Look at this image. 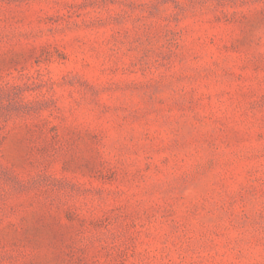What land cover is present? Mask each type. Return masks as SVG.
Masks as SVG:
<instances>
[{
  "label": "rangeland",
  "instance_id": "rangeland-1",
  "mask_svg": "<svg viewBox=\"0 0 264 264\" xmlns=\"http://www.w3.org/2000/svg\"><path fill=\"white\" fill-rule=\"evenodd\" d=\"M0 264H264V0H0Z\"/></svg>",
  "mask_w": 264,
  "mask_h": 264
}]
</instances>
